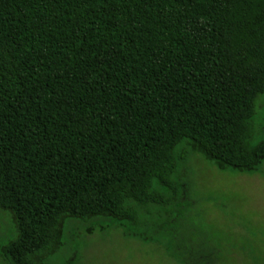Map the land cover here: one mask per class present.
<instances>
[{"label":"trees","instance_id":"obj_1","mask_svg":"<svg viewBox=\"0 0 264 264\" xmlns=\"http://www.w3.org/2000/svg\"><path fill=\"white\" fill-rule=\"evenodd\" d=\"M263 94L264 0H0V260L47 264L69 219L138 228L176 204L182 144L259 173Z\"/></svg>","mask_w":264,"mask_h":264},{"label":"rangeland","instance_id":"obj_2","mask_svg":"<svg viewBox=\"0 0 264 264\" xmlns=\"http://www.w3.org/2000/svg\"><path fill=\"white\" fill-rule=\"evenodd\" d=\"M252 122L253 145L264 140V94ZM181 151L176 204L148 207L138 228L112 218L69 219L63 247L47 264H264V162L259 173L240 174L219 171L186 144ZM14 237L12 218L0 209V247ZM177 245L189 251L185 260Z\"/></svg>","mask_w":264,"mask_h":264}]
</instances>
